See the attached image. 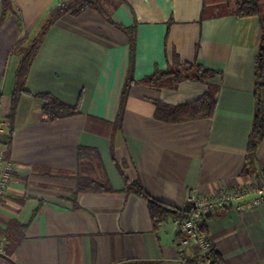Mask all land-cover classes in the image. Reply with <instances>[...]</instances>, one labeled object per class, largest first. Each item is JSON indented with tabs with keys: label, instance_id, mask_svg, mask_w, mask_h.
Masks as SVG:
<instances>
[{
	"label": "crops",
	"instance_id": "crops-1",
	"mask_svg": "<svg viewBox=\"0 0 264 264\" xmlns=\"http://www.w3.org/2000/svg\"><path fill=\"white\" fill-rule=\"evenodd\" d=\"M75 1L11 0L5 7L0 0V152L12 164L0 195V237L20 226L16 264H178V219L155 228L148 198L129 183L184 209L192 189L210 193L256 181L264 140L254 155L249 140L261 19L242 16V0H100L103 11L69 12L49 26L14 110L23 54ZM175 53L216 74L162 87L140 82L171 66ZM129 75L136 81L122 101ZM207 92L216 100L212 116L180 122L156 116L161 104H188ZM43 94L78 112L46 121ZM81 177L116 192L76 199ZM203 227L217 264H264V203L225 208Z\"/></svg>",
	"mask_w": 264,
	"mask_h": 264
},
{
	"label": "trees",
	"instance_id": "trees-1",
	"mask_svg": "<svg viewBox=\"0 0 264 264\" xmlns=\"http://www.w3.org/2000/svg\"><path fill=\"white\" fill-rule=\"evenodd\" d=\"M5 7L11 6V0H3ZM88 8H95L102 10V4L100 0H76L75 2L64 6L53 17H51L43 26L39 36L34 39L31 46L23 54V59L17 71L15 90L13 94V109L15 110L19 102L21 94L25 91L26 78L29 72L31 63L36 55V52L40 46L42 38L49 28L60 16L63 14L72 12L73 14H79ZM103 11V10H102ZM240 13L242 16L258 15L261 19L263 34L261 44L259 47L258 55L256 58L257 72H256V107L254 114V122L249 140V151L251 154H255L261 142L264 140V0H242L240 2ZM135 28L130 29L131 33V66L134 63V55L136 49ZM216 72L203 67L196 63H182L178 55L175 53L174 62L165 70L157 69L152 75L145 77L142 81L143 84L150 86H171L176 83L182 82L188 79L205 80L215 75ZM136 80L129 75L127 78L122 101L127 97V94ZM44 99L43 113L45 114L46 121L56 120L61 117L69 116L78 112L77 106L70 105L59 98L50 95H41ZM216 100L212 93H205L201 98L184 105L171 106L168 104H161L157 108L156 116L158 119L166 122H180L190 119L202 118L212 116L215 110ZM13 130H11V137ZM256 180L264 183V169L257 171ZM129 189H134L140 195H143L149 200V210L153 219L155 228L161 226V224L170 216H174L178 219V223L186 218L190 212V206L188 205L184 209H175L161 201H158L149 195H147L138 182L129 183ZM115 190L108 183H100L97 180L81 177L78 179V184L75 190L76 199L80 195L85 193H114ZM125 192V191H124ZM19 225L14 228L9 227L5 232L7 234V242L4 246L5 253L0 252V258L3 259L6 264H16L11 259L12 253L16 250L20 242V232L18 234ZM22 230V229H21ZM204 230V227H203ZM18 234V235H17ZM213 263L217 264L221 262L220 255L216 249L213 250ZM169 264V263H165ZM173 264V263H170ZM178 264H202L199 261L191 260L187 262H179Z\"/></svg>",
	"mask_w": 264,
	"mask_h": 264
},
{
	"label": "built area",
	"instance_id": "built-area-1",
	"mask_svg": "<svg viewBox=\"0 0 264 264\" xmlns=\"http://www.w3.org/2000/svg\"><path fill=\"white\" fill-rule=\"evenodd\" d=\"M11 162L4 160L0 152V195L9 186ZM190 206L189 215L178 223L181 237L180 261H199L212 264L213 242L203 230L205 218L219 213L221 210L234 206L238 210L247 211L260 207L264 203V183H251L247 186H232L213 192H204L199 188L192 189L187 197ZM6 237H0V252H4Z\"/></svg>",
	"mask_w": 264,
	"mask_h": 264
}]
</instances>
